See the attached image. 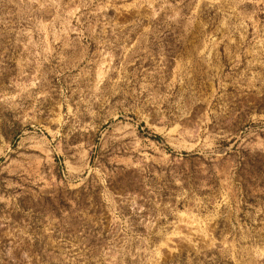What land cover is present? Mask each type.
<instances>
[{
	"label": "rangeland",
	"instance_id": "rangeland-1",
	"mask_svg": "<svg viewBox=\"0 0 264 264\" xmlns=\"http://www.w3.org/2000/svg\"><path fill=\"white\" fill-rule=\"evenodd\" d=\"M0 264H264V0H0Z\"/></svg>",
	"mask_w": 264,
	"mask_h": 264
}]
</instances>
